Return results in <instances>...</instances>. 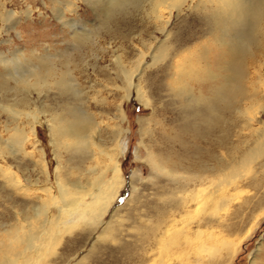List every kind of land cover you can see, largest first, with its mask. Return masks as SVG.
Wrapping results in <instances>:
<instances>
[{
  "label": "bare ground",
  "instance_id": "obj_1",
  "mask_svg": "<svg viewBox=\"0 0 264 264\" xmlns=\"http://www.w3.org/2000/svg\"><path fill=\"white\" fill-rule=\"evenodd\" d=\"M103 1L107 20L117 12L122 13L120 19L124 21L128 13L142 8L146 22L152 23L164 37L153 47L150 63L141 65L142 54L131 73H127L118 56L115 58L117 69L124 77L122 87L126 100L132 94L141 104L151 105L140 81L134 80V74L138 72V80L147 67L168 58L160 74L152 79V85L167 92L169 103L175 108L171 112L175 117L170 119L173 124L155 132L159 140L146 147L145 160L153 172L163 174L179 188L175 207L181 208V227L176 226V212L170 211L142 234L144 238L154 236L156 243L155 250L152 247L150 257L147 256V264H155L160 256L158 264H172L168 254L171 245L181 247L178 248L181 255L175 251L181 256V264H229L252 226L241 237L230 240L222 230L216 231L212 223H202L195 212L202 205L224 206V199L230 196L224 190L233 186L241 169L264 156V0ZM143 1L148 2V7H143ZM66 6L67 10L76 11L75 0H67ZM187 11L195 13L193 19L203 25L208 34V39L194 45L197 47L194 54L189 53L188 43L196 38V33L176 39V45L167 43L170 37L167 25L171 17ZM10 15L11 11H3L0 17L9 21ZM183 22L186 21L183 19ZM73 35L78 45H91L88 32L74 30ZM205 41L212 47L204 44ZM257 53L260 58L256 57ZM192 54L194 58L190 57ZM11 56L0 52V117L5 118V122L0 120V159L7 157L8 149L26 153L27 142L35 146V127L41 117L38 111L31 109V90L42 102L40 97L44 91L56 89L58 95L64 96L62 103L58 108L41 110L50 143L56 150L69 152L74 162L69 173L85 166V179L83 174L81 176L83 182L68 181L58 172V163L55 185L41 188L42 195L37 187L30 189L33 193L29 194L37 202L32 203L29 213L16 212L18 222L25 223L26 219V225L13 223L0 231L4 233L0 237V264H35L34 253L48 246L47 242L57 229H67L79 219L88 221L97 236L111 230L112 219L104 221V216L110 211L112 218L117 211L110 206L123 184L119 159L128 146V141L122 138L127 129L119 126L125 119V112L118 103L115 113L119 123L114 124L104 140L98 138L104 122L69 100L80 99V91L71 83L66 59L60 61L58 57L60 66H57L55 57L49 54L25 57L14 50ZM256 62L258 66H254ZM9 77L14 81L13 87L8 84ZM9 91H14L12 100L8 98ZM66 94L70 97H65ZM152 114L148 118H138L142 134L145 123L154 121ZM23 118L27 129L20 126L25 123ZM2 132L8 133L7 137ZM55 155L58 157L59 152ZM10 168L0 163V188L8 187L14 193H21L27 186ZM45 169L48 168L45 166ZM135 176V171H131L132 183ZM159 213L163 216L165 211L161 209ZM250 264H264V259L253 258Z\"/></svg>",
  "mask_w": 264,
  "mask_h": 264
},
{
  "label": "rangeland",
  "instance_id": "obj_2",
  "mask_svg": "<svg viewBox=\"0 0 264 264\" xmlns=\"http://www.w3.org/2000/svg\"><path fill=\"white\" fill-rule=\"evenodd\" d=\"M66 2L67 0H0V14L3 11H11L12 14L9 21H3L0 17V52L9 58L12 57L14 50H19L25 57H30L32 54H49L55 57L57 66H60L58 57L60 61L66 59L71 83L80 91V99L69 98V100L74 105H80L83 109L92 112L96 120L104 122L98 135L101 140L107 137L116 122L119 123L115 112L116 104L120 103L125 112V119L119 126L127 129L122 138L128 141V146L119 159L123 184L114 203L110 206L117 211L112 218L110 211L104 216V221L112 219L111 230L101 237L97 236L88 221L79 219L67 229H57L54 237L47 242L48 246L41 252L34 253L35 264H147L150 251L152 247L155 250L156 243L153 240L154 236L149 235L144 238L142 234L153 225L155 226L170 211L176 212V226L181 227V208L175 207V201L179 198L175 194L178 195L179 188L163 174L153 172L145 160L146 147H150L152 143L159 140L155 132H158L161 127L173 124L170 123V119L175 117L171 113L175 108L169 103L167 92L164 89L157 90L155 85H152V79L160 74L159 70L168 58L155 66L147 67L138 80V72L134 74V80L140 81L144 96L151 103L148 106L141 104L132 94L130 99L124 98L126 94L122 87L125 84L124 77L117 69L114 60L118 56L126 67L127 73H131L142 54L141 65L150 63L153 47L164 37L152 23L146 22L142 8L137 10L138 12L135 10L128 13L124 21L120 19L122 13L117 12L113 14L112 19L107 20L103 0H75V12L67 10ZM147 5L148 2L143 1V7H148ZM194 14L192 11L183 12L180 15L174 13L167 25L170 31L167 43L171 46L176 45V39L196 33V38L188 43L191 47L189 53L193 54L197 52V47L194 45L208 39L203 25L193 19ZM183 19L186 22L182 24ZM74 30L78 33L88 32L91 45L89 47L78 45L74 41ZM204 44L212 47L211 43L206 41ZM193 54L190 57L194 58ZM258 54L256 57L260 58ZM255 65L258 66L257 62ZM8 84L11 87L15 85L10 77ZM13 93L14 91H9L8 98L11 100ZM30 97L31 109L38 111L41 117V122L35 127V146L27 142L26 153L8 149L7 157L0 159V163L11 167L10 169L15 172L20 182L27 186V189L21 193H14L8 187L3 189L4 192L0 188V231L14 225L13 223L26 225V219L25 223L18 222L16 212L22 211L23 215L30 212L32 203L37 202L29 194L34 187H37L38 193L42 195L44 192L40 191L41 188L55 185L57 170L55 167L58 163H60L61 171L58 170V172L66 180L83 182L85 179L83 172L85 166L78 170L74 169L73 174L69 173L70 167L74 165L69 152L54 148L50 143L47 127L43 123L41 110L58 108L64 96L58 95L56 89H49L42 93L40 97L42 102L36 99L33 90ZM65 97L68 98L70 95L66 94ZM151 114L154 121L149 120L145 123V133L142 134L138 118H148ZM0 120H5L3 115ZM7 122H10V119ZM23 122L25 123H20V126L27 129L25 118ZM108 123L109 126H107ZM0 125L2 129V123ZM2 134L4 137L8 135L6 132ZM140 141L142 143H139ZM57 152H59L58 157L55 155ZM263 164L264 156L258 158L250 167L241 169L242 172L233 186L230 185L224 190L225 193L228 192L227 195L230 193V196L224 199V206L214 204L210 208V205L208 207L202 205L203 209L199 208L195 212V216L198 215L202 223H212L216 231L222 230L230 240L241 237L249 226L253 227L250 228L247 237L242 241L229 264H250L253 258L258 261L264 259ZM45 166L48 169H45ZM131 171H135L136 174L133 183L129 179ZM107 174L109 175V172ZM222 207L223 209H220ZM161 209L165 211L163 216L159 213ZM53 212L54 208L51 209V213ZM3 234L0 233V237ZM21 248L22 245H19V249ZM178 248L181 247L171 245L168 250L172 264H181V253L178 252ZM156 251L154 252L157 253ZM161 257L155 264H158Z\"/></svg>",
  "mask_w": 264,
  "mask_h": 264
}]
</instances>
